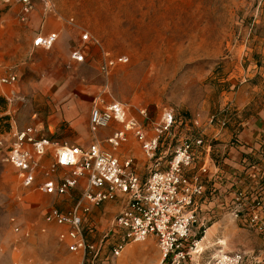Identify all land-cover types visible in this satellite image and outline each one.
I'll list each match as a JSON object with an SVG mask.
<instances>
[{"label":"rangeland","instance_id":"1","mask_svg":"<svg viewBox=\"0 0 264 264\" xmlns=\"http://www.w3.org/2000/svg\"><path fill=\"white\" fill-rule=\"evenodd\" d=\"M51 1L58 16L44 14L41 1L32 0V12L38 10L39 16L30 13L20 21V1L0 0V77L16 76L14 83L0 84L1 138L35 126L59 145L87 146L98 140L107 147L105 139L121 125L94 132L89 126L91 103L105 81L100 70L104 56H126L127 61L110 68L102 98L126 104L147 131L167 108L175 116L176 135L201 137L208 146L211 139L202 132L209 124L224 121L222 127L240 128L242 119L264 109V0ZM47 30L58 34L54 45L33 47L32 39ZM74 50L82 53V62L70 58ZM167 141L170 152L176 142ZM117 153L131 156L136 172L146 175L144 154L132 136ZM45 172L41 165L36 182L24 187L18 170L0 158V264H79V253L58 239L61 227L45 223L44 215L51 207L68 210L84 184L64 195H48L38 189ZM58 173H53L55 181L65 176ZM103 205L93 216L95 227L85 232L88 239L111 234L116 204ZM204 227L196 246L203 248L201 263L211 262L220 248L264 258V238L255 229L241 228L225 214L204 219ZM159 261L148 236L126 244L114 264Z\"/></svg>","mask_w":264,"mask_h":264},{"label":"built area","instance_id":"2","mask_svg":"<svg viewBox=\"0 0 264 264\" xmlns=\"http://www.w3.org/2000/svg\"><path fill=\"white\" fill-rule=\"evenodd\" d=\"M19 1V19L26 21L34 3ZM39 1L44 14L58 16L51 0ZM57 38V32L38 34L32 46L49 49ZM82 38L86 39L87 34ZM70 58L76 62L84 59L79 50H74ZM126 61V56L103 57L100 70L105 81L89 110L92 132L112 123L121 125L105 139L107 147L98 140L85 147L59 145L41 134L39 128L27 126L16 130L8 140L0 137V158L18 170L22 186L30 187L36 182L43 157L50 153L52 163L38 185L48 195H64L83 182L82 193L68 210L51 207L44 215L45 223L61 227L58 239L70 252L81 255L79 264H114L126 244L143 242L148 236L158 248L159 264H264V258L251 252L222 248L211 262H200L201 252L196 246L205 229L201 228L202 221L214 215L225 214L241 228H253L264 238V194L244 188L236 177L226 182L220 164L211 156L212 146H205L201 137L183 138L173 132L175 116L170 109H162L158 120L149 122L147 131L126 104L105 101L102 94L108 93L110 68ZM15 81L14 74L0 77V84ZM138 112L147 120L144 109ZM130 136L144 154V176L136 172L131 156L121 158L117 153ZM168 138L176 142L170 152ZM57 167L67 170L59 181L49 175ZM214 183L221 185L217 188ZM118 199L121 206L112 221L111 234L88 239L85 232L95 227L90 220L92 208Z\"/></svg>","mask_w":264,"mask_h":264},{"label":"crops","instance_id":"3","mask_svg":"<svg viewBox=\"0 0 264 264\" xmlns=\"http://www.w3.org/2000/svg\"><path fill=\"white\" fill-rule=\"evenodd\" d=\"M34 14L35 16H39V11L36 10L35 12H31V17H33ZM47 31L48 32L45 33L39 32V34L45 35L49 32H55L49 30ZM27 43L30 44V40H28ZM239 125L240 128H234L233 126H230V124H227L225 127L209 124V128L204 130L202 133L205 137H209L211 139L209 140L211 143L208 146H220L216 150L212 148L211 156L216 162L222 165L220 173H223L225 181L228 182L232 178L236 177L240 181L239 184L241 183L244 185V188L253 189L256 187L255 184H257V182H259L264 176V109L254 116L242 119ZM212 139H214V141H212ZM216 152L219 153V160L214 158V154H216ZM51 163L52 158L49 154H46L41 161V164L45 167L46 171L49 170ZM56 171L59 172L58 174H67V170L57 167L52 172H49L52 178L55 177V174L53 173ZM214 185L218 188L221 184L214 183ZM113 202L116 204L115 206L118 213L121 206V200L118 199ZM104 203L99 206L103 207ZM99 206L92 208L90 216L92 224H94L93 216L98 214ZM211 227L212 226L207 228L206 231H209ZM79 259L80 263V254Z\"/></svg>","mask_w":264,"mask_h":264},{"label":"trees","instance_id":"4","mask_svg":"<svg viewBox=\"0 0 264 264\" xmlns=\"http://www.w3.org/2000/svg\"><path fill=\"white\" fill-rule=\"evenodd\" d=\"M248 165H250V164H248ZM220 166H222V165L220 164ZM255 186H256L254 189V190H256L255 193L262 192L264 194V176L261 178V180L259 182H257V184H255Z\"/></svg>","mask_w":264,"mask_h":264},{"label":"bare ground","instance_id":"5","mask_svg":"<svg viewBox=\"0 0 264 264\" xmlns=\"http://www.w3.org/2000/svg\"><path fill=\"white\" fill-rule=\"evenodd\" d=\"M206 234H207V233H206ZM203 236H204V235H203ZM203 236H202V238H201L200 242L203 240ZM200 242H199V243H200ZM219 242H220L219 244H221V243H222L221 241H219ZM198 249H199V250H201V251L203 250V248H201L200 246H199V248H198Z\"/></svg>","mask_w":264,"mask_h":264}]
</instances>
